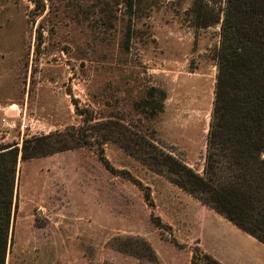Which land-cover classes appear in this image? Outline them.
Returning <instances> with one entry per match:
<instances>
[{"label": "rangeland", "instance_id": "obj_1", "mask_svg": "<svg viewBox=\"0 0 264 264\" xmlns=\"http://www.w3.org/2000/svg\"><path fill=\"white\" fill-rule=\"evenodd\" d=\"M192 3L0 0V150L18 149L4 264H190L194 249L264 264L263 245L113 142L20 157L24 140L80 127L76 103L202 174L219 27Z\"/></svg>", "mask_w": 264, "mask_h": 264}, {"label": "trees", "instance_id": "obj_2", "mask_svg": "<svg viewBox=\"0 0 264 264\" xmlns=\"http://www.w3.org/2000/svg\"><path fill=\"white\" fill-rule=\"evenodd\" d=\"M192 6L200 28L219 27L202 174L132 126L92 123L89 110L76 103L75 112L83 117L80 127L24 140L20 157L28 160L88 147L94 134L97 145L113 142L264 246V0H193ZM155 91L161 108L164 92L151 88L150 98ZM17 155V147L0 150V264L7 250ZM100 159L104 160L101 155ZM194 251L190 264H220ZM138 253L146 262H156L146 243Z\"/></svg>", "mask_w": 264, "mask_h": 264}, {"label": "crops", "instance_id": "obj_3", "mask_svg": "<svg viewBox=\"0 0 264 264\" xmlns=\"http://www.w3.org/2000/svg\"><path fill=\"white\" fill-rule=\"evenodd\" d=\"M248 236V235H247ZM250 237V236H249ZM251 238V237H250ZM225 264V263H224Z\"/></svg>", "mask_w": 264, "mask_h": 264}]
</instances>
